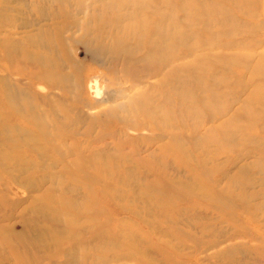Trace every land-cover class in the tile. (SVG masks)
<instances>
[{"label":"rangeland","instance_id":"rangeland-1","mask_svg":"<svg viewBox=\"0 0 264 264\" xmlns=\"http://www.w3.org/2000/svg\"><path fill=\"white\" fill-rule=\"evenodd\" d=\"M36 1L0 0V13L4 10L0 15V26L2 21L5 24L0 31L1 38L15 24L23 21L26 24L29 20L37 19ZM167 1L177 24L187 30L185 34L194 52L193 56L179 60L176 65L192 64L196 70L189 74L191 81L187 87L192 93V114L189 115L186 108H174L177 116L173 121V130L188 150L185 157L177 154L183 163L175 162L176 159L172 157L166 159V176L149 168L140 169L142 172L148 171L145 173L147 175L136 177L141 182L140 187L135 189L118 184L113 191L110 188L109 192L112 193H109L100 184L89 182L81 173L74 179L76 186L71 187L68 170L73 169L71 163L75 162L76 157L70 156L61 162L59 157L51 156L58 163L53 165L55 169L49 170L52 161L40 160L31 145L5 139L13 140L18 135L14 130L18 128V131L37 136V146H44L46 142L40 141L39 130L25 124L17 114L2 113L0 264H264V0H185L187 12L179 9L180 0ZM25 2L29 6L25 7ZM38 28L35 26L31 33L36 34ZM12 37L21 38L20 35ZM182 51L183 48L178 47L176 53L180 55ZM198 58L204 63L198 64ZM76 59L77 96L81 99H84L85 82L93 75L101 77V94L98 98L113 96L114 99L122 83L126 96L129 93L130 97L133 96L127 78L119 71L113 73L106 70L108 66L103 70L102 64L86 60L81 52ZM5 66L4 63L0 64V68ZM1 71L0 75H5ZM13 78H10L11 82L17 86V77ZM20 79L19 85L24 87L31 83ZM30 85V91L43 98L46 90L37 86L36 82ZM200 89L206 91L199 94ZM55 92L50 94H60ZM88 96L90 100L97 98L91 91ZM203 97L206 102L211 99L215 101L214 97L216 101L204 106L201 102ZM171 98L173 102L176 101L174 95ZM33 103L37 104L38 113H42L45 106L41 100L37 98ZM0 104L4 108L2 98ZM103 107L80 108L87 115L86 118L91 116L82 131L90 128L91 121H94V131L88 136L93 150L91 148L85 152L84 156L87 157L84 158L93 156V152L99 153L106 145L109 149L107 152H110L103 156L106 160L119 157L118 160L129 161L125 165L135 167L136 160L150 158L149 153L160 152L161 148H175L172 144H177L178 139L161 141L158 128L150 125V120H146L149 125L146 129L140 126L134 129L136 132H132L121 121L129 115L117 113L116 108H112L116 114L110 120L106 116L97 119L107 109ZM101 121H108L109 124L107 122L103 128ZM160 125L163 129L164 125ZM102 133L105 141L100 142ZM80 141L84 142L82 139ZM117 143L123 144L122 152H114ZM54 147L48 144L45 150L51 152ZM73 147V143L68 141L62 148ZM18 149L23 154L17 157ZM71 150L74 152V149ZM18 159L19 170L23 166L32 169L26 173L18 171L12 166L18 164ZM109 162L106 163L115 164L114 159ZM204 163L207 169H201ZM113 174L108 180L105 178L106 184H116L121 175L125 177L124 169ZM46 175L62 177L47 181L42 188L34 191L22 185L27 180L36 181ZM84 184L89 188L84 189ZM49 188H54V194L45 193ZM63 188H66L65 191ZM69 188L72 191L67 193ZM69 192L75 195L77 205L73 203L74 200L66 205L56 201L61 194L69 198ZM118 193L122 194V200L117 199ZM250 196L253 200H249ZM41 208L45 214L49 210L48 218H43L46 216L44 214L35 215ZM69 216L76 222L71 225L75 226L77 232L71 235L73 238L60 237L58 229L60 233L68 231ZM48 219H51L50 223ZM92 219L95 220L89 221ZM53 224L56 230L51 226ZM121 230L126 233L117 238ZM103 232L106 236L98 239L97 234L101 236ZM107 236L117 239L111 242Z\"/></svg>","mask_w":264,"mask_h":264},{"label":"bare ground","instance_id":"bare-ground-1","mask_svg":"<svg viewBox=\"0 0 264 264\" xmlns=\"http://www.w3.org/2000/svg\"><path fill=\"white\" fill-rule=\"evenodd\" d=\"M184 1L185 0H180L179 9L187 12L188 6ZM202 2L203 1H201V3ZM24 5L25 7L29 6L27 2H25ZM35 9L37 19L29 20L26 24H24L25 21H21L22 23L15 24L11 30L5 31V36L3 38L0 37V57H3L2 60L0 59V64H6L5 67L0 68L2 70L1 72L5 74L0 75V98L3 99L4 107L2 108L0 104V115L2 113L5 115L17 114L25 124L36 127L37 130H39L41 133L40 141H45L46 146L41 144L37 146L39 144L37 142V136L18 131V128L14 130L18 132V135L13 140L10 138L5 139H9L12 142L15 141V143L20 141L25 145L26 143L31 145L32 150L37 153L40 160L50 159L52 161L49 170L55 169L53 165L58 163V161H54V158H50L51 156L59 157L62 159L61 162H64L70 156L76 157L73 164L69 162L73 165V169L69 168L68 170L66 169L67 167L64 169L65 172H67V170L69 171L68 180L70 186H76L74 179L76 180V177L78 178L77 174L81 173L89 182L94 185L97 183L100 184L101 188L108 190V192L110 188V190L113 191L115 185L117 186L118 184L127 187L131 186L133 189L140 187L139 183L141 181L139 182L137 178H141L142 175H147L145 173L148 171L142 172L139 171L140 169L149 168L151 171L159 172L162 174L161 176H166L168 163H166L165 160L170 157L175 158V162L179 163L182 161L183 163V159L179 158L177 154L185 157L187 154L185 151L188 152V150L185 149V144L179 141L178 135L174 133L173 121L177 116L175 115L174 108H186L189 110L187 113L189 115L192 114L191 111L194 105L192 103V93L188 91L187 87H189L191 81L189 74H191L192 70H195V68L192 64L176 65V63L179 60L190 58L193 56L194 52L191 50L190 39L188 35L185 34L187 30L185 31V28H180L177 24L173 10L171 6H169L168 1L37 0ZM48 11L51 13H48ZM2 12H4V10L1 11L0 15L3 14ZM28 13H30V11ZM25 18L24 16V19ZM47 23L50 24L48 25ZM1 25L0 31H2L3 26H5L3 21ZM35 26H39L40 28L37 29L36 34H32L31 32H33ZM15 35H20L21 38L12 37ZM178 47L183 48L180 55L176 53ZM80 52L86 60L89 59L93 63L102 64L104 66L101 67L103 70L108 69L113 73H118L119 71L124 78H127L130 89L134 93L133 96L130 97L129 93L127 94L129 98H127L126 89L123 88L122 83V87L117 91L115 90L116 95L114 99H112L113 96L98 98L101 94L100 75H93L87 79L85 87H83L84 93L82 92V97H84V99L77 96L79 85L78 77L75 76L77 73L76 56H79ZM196 62L198 64L204 63L200 58H198ZM14 76L17 77L18 80L17 86H14L10 79ZM20 78L31 82L30 84H32V82L38 83L37 86L46 90V95L42 94L43 98H41V96L30 91V84H26L25 87L19 85L21 81ZM153 80H155V82H152ZM115 81L118 84L117 78ZM200 83L202 82H197V84ZM53 91L59 92L60 94H50V92ZM89 91L97 97L94 98L95 100L89 99ZM198 91L199 94H202V92L206 90L202 89L201 91L200 89ZM172 95L176 98L175 102H173L171 98ZM85 96H87V101L85 100ZM37 98L40 99L45 106L42 113H38L39 108L37 104L33 103ZM214 98L216 101V97ZM215 101L211 99L209 102H206L203 97L201 102L202 105L207 106L209 103H214ZM112 102L115 103L109 105ZM102 107L107 109L101 112L97 116V119L106 116L107 120H110L111 117L116 114L115 109L112 110V108H116L118 110L117 113L121 112L129 115V117L121 119V121H123L132 132H136L134 129L140 126L146 129L147 126H149L146 120H150V125L153 124L155 129L158 128L157 132L161 141H164V139L172 141H175L176 138L178 139V141H176L177 144H172L175 145V148H161L160 152L149 153L150 158H139L136 160V163H134V165L136 164L135 167L125 165V162L127 163L129 161L118 160L119 157H116V159L115 157H110L109 160H106L103 156L106 157V153H110L107 152L109 149H107L106 145L101 148L102 150H99L100 152L98 151L99 153L96 151V153L93 152V156L84 158L87 157L84 156L86 154L85 152H88V150L92 148V142L88 136L94 131V121H91L90 128H84L85 131H82V128L91 116L86 118L87 115L84 114V111L80 108L93 109ZM193 113H196L195 110ZM184 116H186V113H184ZM2 119L3 117L0 120ZM183 119L184 118H182V120ZM141 120L142 122H140ZM107 122L101 121L100 125L105 128ZM160 124L164 125L163 129L160 128ZM156 136L154 137L156 138ZM104 137L102 133L99 138L100 142ZM81 139L84 141L83 143H81ZM68 141L73 143L74 147L64 150L62 147L65 148ZM161 141H159V143ZM48 144L55 145L53 151L46 152L45 149ZM199 145L200 144H198V146ZM123 147L122 143H117L115 148L117 151L114 149V152H122ZM71 149H74V152H72ZM105 149L107 150L105 151ZM101 153H103V155ZM20 154H23V152L18 149L16 156L18 157ZM112 154L110 155L112 156ZM130 155L132 154L130 153ZM176 156H178V158ZM6 157L8 156L6 155ZM132 157L134 158L135 156ZM113 159L115 160L114 165H108V163H106ZM16 161H18V164H13L12 166L18 169L20 161L19 159ZM205 168L207 169L206 163L202 164L201 169ZM31 169L30 167L23 166L21 170L18 169V171H24L23 173H26ZM122 169L125 171V177L121 175V178L117 180L116 184L105 183V178L108 180V177L111 178L114 172ZM71 172L76 173V175L74 176ZM50 176L51 175L42 176L36 181L27 180V182L25 184L22 183V185H25L26 188L37 190L38 187L42 188V185L47 183V181L49 182L57 177L54 178ZM61 177L59 176L56 179H61ZM233 180L232 182L235 184ZM82 187H85L84 189L89 188V186L85 184ZM64 189L66 188H63V191H65ZM68 191H72V188H69L67 193ZM112 191L110 192L112 193ZM53 192H55L54 188H49L45 193H47V195H52L54 194ZM136 193L137 192H135V194ZM69 194L71 195L69 198L61 194V197H59V199L56 198V201L60 202L61 205L70 203L74 200L75 195L72 192H69ZM121 195L115 196H117V199L122 200ZM138 197H136V200ZM145 198L146 197H144V199ZM142 199L143 197L139 200ZM249 200H253V197L250 196ZM73 203L77 205L76 199ZM262 204L264 205V202ZM39 210L35 212V215L43 216L44 214L46 216L43 218H48V209L46 214L43 212V209L41 211ZM85 211L89 212L88 210ZM71 219L72 217L70 216L67 219L69 222L67 223L69 224L67 232L64 231L60 233L58 229L60 237L67 236L68 238H73L71 235L77 232V229L74 228L76 222L73 221V219L71 221ZM48 220V223H50L51 219ZM53 220H55V218H53ZM93 220L95 219L89 221ZM51 226L56 230L54 224ZM125 233L124 230H121L117 238L123 237ZM97 235L99 239L106 236V233H101V236L99 234ZM108 238L111 242L113 241L112 239H117L115 237ZM100 245L102 247V244ZM98 249H100L99 245Z\"/></svg>","mask_w":264,"mask_h":264}]
</instances>
